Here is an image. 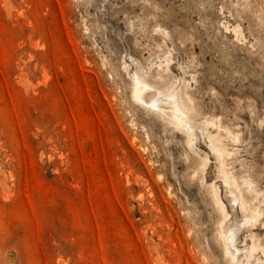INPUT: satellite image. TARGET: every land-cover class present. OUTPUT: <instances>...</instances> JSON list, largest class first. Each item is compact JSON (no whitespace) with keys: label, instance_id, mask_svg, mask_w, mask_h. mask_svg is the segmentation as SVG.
<instances>
[{"label":"rangeland","instance_id":"obj_1","mask_svg":"<svg viewBox=\"0 0 264 264\" xmlns=\"http://www.w3.org/2000/svg\"><path fill=\"white\" fill-rule=\"evenodd\" d=\"M0 264H264V0H0Z\"/></svg>","mask_w":264,"mask_h":264},{"label":"bare ground","instance_id":"obj_2","mask_svg":"<svg viewBox=\"0 0 264 264\" xmlns=\"http://www.w3.org/2000/svg\"><path fill=\"white\" fill-rule=\"evenodd\" d=\"M235 31L236 33H238L237 30ZM236 33H234L235 36ZM170 90L171 93L167 94V91L170 92ZM132 94L136 101L145 105L147 108L150 107V109L154 110L156 113H158V115L163 114V111L160 109L162 105V100L160 99L159 96L160 95L168 96L166 98L172 100L171 107L173 108V113L170 118L169 117L165 118L167 119L166 121L173 124L176 128L182 130L186 134L189 143L193 142L194 131L196 125L198 124L196 118L197 111L195 109L192 98L187 96L185 89H183L182 87L180 89L174 88V84L172 83H168V87L164 88V86L160 84H150L142 79L141 80L137 79L133 84ZM158 102H160L161 105ZM165 103L171 105L170 102H165ZM212 149L217 150L214 144H212ZM225 182L230 184V182L227 179ZM231 184L229 186H231ZM215 192L217 194V200L220 204L221 201L218 197V189H215ZM233 201L240 202L241 208L245 206L244 197L242 195L241 196L238 195L235 192H233ZM222 209L226 211L225 208L222 207ZM232 230L233 228L227 229V232L229 233L224 234L225 235L224 241L226 242L227 248H229L228 246L230 244H233L234 237L237 235L236 234L237 231L234 230L235 233H233Z\"/></svg>","mask_w":264,"mask_h":264}]
</instances>
